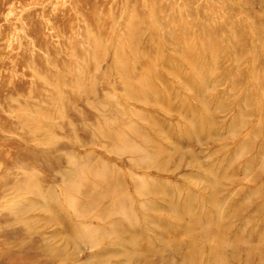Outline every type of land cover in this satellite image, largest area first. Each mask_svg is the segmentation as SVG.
I'll use <instances>...</instances> for the list:
<instances>
[{
	"label": "rangeland",
	"instance_id": "374dc122",
	"mask_svg": "<svg viewBox=\"0 0 264 264\" xmlns=\"http://www.w3.org/2000/svg\"><path fill=\"white\" fill-rule=\"evenodd\" d=\"M0 264H264V0H0Z\"/></svg>",
	"mask_w": 264,
	"mask_h": 264
}]
</instances>
